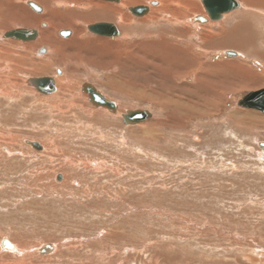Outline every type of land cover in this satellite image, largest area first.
Masks as SVG:
<instances>
[{"label": "rangeland", "instance_id": "obj_1", "mask_svg": "<svg viewBox=\"0 0 264 264\" xmlns=\"http://www.w3.org/2000/svg\"><path fill=\"white\" fill-rule=\"evenodd\" d=\"M67 1L77 0L49 1L51 13L61 16L54 25L63 24L67 17L64 12L72 10L66 7ZM185 1L189 11L183 9L186 14L178 18L180 25L170 26L174 20L166 19L173 7L156 13L153 25L152 20L140 22L148 13L132 15L129 24L116 21L124 31L136 30L116 41L125 51L122 55L119 46L94 43L92 40L99 37L87 31L88 23L76 24L85 34L77 39L79 42H63L66 39H62L65 36L61 31L59 36L54 35L62 42L56 40L55 48H48L50 54L44 63L54 62L40 75L50 77L62 70L71 82L70 98L75 101L70 102L68 96L69 103L62 108L63 116L71 117L65 131L59 127L61 120H51L58 114L55 108L50 115L47 109L42 110L46 114L41 112L40 99L34 94L25 91V105L18 110L0 97V142L7 144L0 143V239L24 247L29 255L24 263L264 264V114L237 106L246 94L264 89V44L258 43L264 37V19L247 16L253 34L258 35V55L249 56L246 50V56L242 52L239 57H228V52L237 53L233 45L208 53L201 50L204 43L195 40L207 31L191 28V38L183 31L176 34L192 12L200 14L202 10L198 0L196 4ZM13 2L14 7L8 6L10 13L6 12L10 20L5 23L0 18V47L4 52L13 51L15 59L23 54L35 63L42 62L34 54L44 46L39 40L20 42L29 46L3 44L4 31L21 27L15 13L25 17L21 0ZM133 2L147 6L149 0ZM129 7L123 10L127 12ZM77 11L83 10L79 7ZM237 11L228 16L239 15L241 9ZM234 22L226 23L227 28ZM216 23L220 25L221 21ZM214 26L210 29L216 32L219 27ZM160 30L165 31L163 39L158 35ZM219 41L215 40V45L219 46ZM132 45L135 50L130 51ZM188 46L194 47L191 55L196 61L189 58ZM171 48L184 53L183 57L175 53L173 65L169 60L172 54L166 53ZM113 49L118 50L115 58ZM226 61L234 62L229 64L231 68L219 65V71L215 67L211 70L216 71L200 74L202 82L195 80L200 67L206 69L208 64ZM30 65L28 61L23 67L29 69ZM187 66L196 71H189ZM253 71L263 79L257 78L255 83L262 84H249ZM88 82L118 105L119 114L139 110L149 112L151 117L126 126L119 114L113 118L94 108L90 111L87 101L80 98V85ZM53 120L60 122L57 128L51 124L56 130L51 137V131L45 128ZM46 137L59 144L56 156L29 148L30 141L41 144ZM90 162L97 165L96 169ZM63 175L69 184L56 180ZM44 243L54 245L55 250L40 258L36 249ZM10 259L0 254V264H12L15 259Z\"/></svg>", "mask_w": 264, "mask_h": 264}, {"label": "bare ground", "instance_id": "obj_2", "mask_svg": "<svg viewBox=\"0 0 264 264\" xmlns=\"http://www.w3.org/2000/svg\"><path fill=\"white\" fill-rule=\"evenodd\" d=\"M13 1L14 0H0V18L2 17L1 21L4 22V20H5V23H6L7 20L8 21L10 20V17L8 15V13L6 15V12L10 11L9 7L11 5L13 6V4H14ZM49 1L50 0H21V3L23 4V7L20 8V9H21V11H23L22 14H24L25 17L22 18L20 16V14H17V13H15V15H14L15 21H16V19L21 20V22H20L21 23L20 24L21 27H17V28L14 27L13 29H7L2 34L1 39L2 40L4 39L3 44H8L9 42L10 43L15 42L14 44H22L23 46H29L30 44H28V43H20V42H32V41L38 42V40H39L42 43H44L43 44L44 46L38 47L36 49L35 53H34L36 56L42 58L41 59L42 62L38 61L36 63H35V61L33 59L28 58L27 57L28 55L27 56H25V55L23 56V54H20L18 56V58L15 59V58H13L14 55H11V53H13V51H11L9 53L8 50L7 51L5 50V52H4V49H3L4 47L3 48L0 47V97L6 99L7 101H9L10 104L12 102L14 104V107L18 110L19 108L21 109V107L23 108V106L25 105V100H24L25 98L23 99L24 92L26 91L27 93L29 92L30 94L31 93L34 94L35 95L34 98L40 99V101L38 103L40 104L39 108L41 109V112L44 111L43 109H45V111L47 109V113L50 115L52 110L55 108L54 111H56L58 114H56L57 117L52 115L51 120L53 118H55V119L57 118V119L61 120V123L59 124V127H61V128L63 127L64 131H65V129H67V126H69V124H68L69 123V118H71V117L69 116V118H66L65 116H63V115H66V114H64L65 112L62 111V108L64 107L65 104H67V102L69 103V100H67L66 98L68 96L70 98V94L73 93V91L71 90L72 89V86L70 84L71 82L69 83V79L67 80V78H66L67 76L65 77V74H64V72L62 70H57V71L55 70L56 72H54V75H51V76L49 75L50 77H48V78H51L54 87H53L52 91H50L49 93H46V94H42V93L38 92L36 90L35 86L31 83L33 81V79H35L36 77H38V78H43L44 77L45 78L46 76H42L41 77L42 73L46 72V71H44V69L48 70L49 66H52V63L54 61L51 62V61L48 60V63L45 64L44 63V58H46L50 54V52H49L50 48L49 47H51V48L54 47L55 48V45L53 46V44H56L57 41L59 40V39H55L54 38L55 37L54 35H56V33H58V36H59V33L61 31V34H63V36H65V38H62V39H66V40H62V41L65 42V43H67V42L68 43H71V42L73 43L74 41H77V39H81V36H83V34H84L83 30L81 29L82 27L80 28L76 24L79 21L82 22V23H85V24L88 23L86 25L87 31L89 33H92V35H94L95 37H99V39L95 38L96 41L92 40L94 43H96V44L98 43V45L100 44L99 46H103V45L106 46L105 44H107V45L111 44L112 47H113V45H115L114 48H116V46H119L118 47V48H120V50H119L120 53L119 54L122 55V53L125 52V51L124 50L122 51V47H120V45H117L118 43H116V41L124 40L127 36L129 37L130 35L136 33V30L125 28V31H124L122 26L118 25V23L116 21L119 20V22H126L127 24H129V23L133 22L132 15L134 17H136V16L137 17L138 16L142 17V16H144V15H146L148 13L147 14L148 16L143 18V20H140V22H142L144 24V22L147 23V21L152 20L153 22H151V25H153V23L155 22V20H153V19L155 18L156 13H158L160 11L161 12H167L168 8L170 9V8L173 7V10L170 9V16H169L170 18L166 17V19H170L171 21L174 20V22L172 21L170 26L171 25L173 26V23H177L178 25H180V23H181V22H179L180 17H182L183 15L186 14L183 11V9L186 10V11H189V6H190V5H188V7L186 6V4H185L186 1L185 0L184 1L183 0H151V1L149 0V2H147V6H143L142 5L143 3L141 4L142 6L139 5L140 3L138 4L139 6H137V4H135L133 2L135 0H82V1L77 0L75 2L74 1L73 2H68L67 1L69 4L67 2H66L67 4L63 2L64 3L63 5L66 4V7H69L72 10H69V12H67V11L64 12L67 17L65 18L66 20H63L64 21V22H62L63 24L54 25V22H59L58 20L61 18V16L59 15L60 17H57V14H52L53 11L51 10V8L49 6L50 5ZM138 1H141V0H138ZM187 1L189 2L188 4H196L195 0H187ZM198 1L201 4L200 8H202V10L199 12L200 14H194V12H192L193 15H191V16L187 15L188 17L190 16L188 19L183 17L185 20L187 19V21L184 22V23H186V25L182 24L184 26L183 29L178 28L177 30H175L177 35L181 31H183L182 33H184L187 37H190L193 34V30L191 28H194L195 32H200L201 30H205V31H207L206 33H208V34H205L204 36L203 35H201V36L199 35V38H195V40L197 39V40L201 41V43H204L203 46L201 47V50H205L206 52L210 53V52H213L217 48H225L228 45L230 47H232L231 45H233L236 48L233 47L232 50H235L237 53L232 52V53H234L233 56H228L227 53H226V55L228 57H234V56L235 57H239V56H241L240 54H243V53L246 56L247 54L245 52H247V51H248V55L249 56L258 55L257 54L258 51L256 50V48L259 47L258 43H260L261 46H262V44H264V37L259 41L258 40V35L253 34V33H255L254 32V27H253L252 23H250L251 20H249V19L247 20V16H249V15H252V17L253 16H258L259 19H264V0H242L241 2H239L237 0H233L235 3H237L238 7L236 9H234V11L223 13L221 15V18L218 19V20H210V18L208 16V12H207L206 8L204 7L202 0H198ZM128 5L132 6V8L129 7V9L126 10L127 12L131 13L130 15L123 10ZM59 6H61V5H59ZM134 6H136V7H134ZM79 7L83 11H77V8H79ZM136 9H138V11L136 12L137 15H134L132 10H136ZM192 9L193 8H191V10ZM239 9H241V11L239 12V15L234 16V17L228 16L231 13L234 14L235 12H238L237 10H239ZM195 10H197V9L195 8ZM257 12H263V14L260 13L261 15L259 16L257 14ZM35 13H40L41 15H39V14L37 15ZM243 14H245L246 16H242ZM54 16L56 18H54ZM165 16H166V14H165ZM4 17H7V18L5 19ZM63 17H62V19H63ZM201 19H204V20L202 21ZM42 20H44L45 22L41 23ZM232 20L235 21L233 23V26L230 27V28H227L226 23L228 24ZM166 21H168V20H166ZM218 21H221L220 25H217L216 22H218ZM115 23H116V25H115ZM78 24H80V23H78ZM139 24H141V23H139ZM166 25H168V24H166ZM211 25H215V26L219 27V28L216 29V27L214 26L215 29L217 30L216 32L215 31L213 32L210 29ZM8 26H10V25H8ZM31 26L32 27L36 26V27H38L39 30L37 28L30 29ZM49 26H50V29L47 30L49 28ZM5 27L6 26H4L3 28H5ZM16 29H23V30H26V31L27 30L28 31H35V33L29 32V33L26 34V36H21L24 39L15 38V37H12V38H6L5 37V34L7 32H10V31H13V30H16ZM164 32H165L164 30H162V31L160 30V32L158 31V35L161 36L162 39L165 38L164 37L165 36ZM169 34L171 35V31H170ZM84 36H85V34H84ZM111 37H115V38L112 39ZM176 38H177V36H176ZM218 39H220V41H219L220 45L219 46H217V44L215 45V43H214L215 40H218ZM105 40H113L115 42H113L114 43L113 44V43L107 42ZM62 41L59 40L58 42H62ZM77 42H79V41H77ZM10 43H9V45H10ZM65 43H63V44L59 43V45L63 47V45H65ZM152 46H153V44H152ZM134 48H135V45H132V47L129 48V49L131 51L132 49L135 50ZM172 48L170 50L168 49L167 50L168 52H166V53L169 54V56H170V53L172 54L170 56V59H169L170 63H172L171 60H174L176 58L175 53L179 54L180 52H178V51H181V50L175 51ZM177 48H175V49H177ZM188 48H187V54L189 55V58L191 57L192 61H194V60L196 61L197 59H195V56L191 55V49H193L194 47L193 46H188ZM227 48L229 49V47H227ZM21 49H23V48H21ZM111 50H112V48H111ZM114 50L115 49H113L114 58H115V57H117L115 54H116V52L118 50L117 51H114ZM249 50H250V52H249ZM184 52H186V51H184ZM166 53H164V54H166ZM181 54H184V53L181 52L180 55ZM181 56L183 57V55H181ZM260 56H262V55H260ZM30 57H31V54H30ZM173 57H175V58H173ZM32 58H35V56L32 57ZM50 59H51V57H50ZM54 59H55V57H54ZM259 59H261V57ZM185 60L187 61V58H185ZM28 61L30 62L31 65H30L29 69H27V68L25 69L23 67V65H25V63L28 62ZM189 61L190 60H188V62H187L188 64L186 63V65H188V66H189ZM63 62H60V63L64 64ZM60 63H59V65H60ZM166 63H168V61ZM178 63L179 62H177L176 64H178ZM204 63H206V62H204ZM230 63L233 64L234 62L226 61V62H223V63H220V64H218V63L208 64V65H206L207 67H205L206 69H201V67H200V69H199L200 73L199 74L195 72L196 70H195L194 67H191V68L188 67V66L187 67H188L189 71H194L195 72V80L198 79V81H201V80H199L200 74L204 75V73L208 74L209 71L210 72L216 71L215 69L214 70H211V69H213L215 67L217 69V66H219V65H224L225 67H230L231 68V65H229ZM262 63L264 64V61ZM49 64H51V65H49ZM173 64H175V63H172V65ZM198 64H199V62H198ZM195 65H197V64L195 63ZM210 65H212V66L210 67ZM238 66H240V65L238 64ZM238 66H237V68H238ZM222 67H219V68H222ZM240 67L238 68V70L239 69L243 70V68H240ZM233 68H236V67H233ZM242 70H240V71H242ZM162 71H163V69H162ZM175 71H176V69H175ZM243 72L246 73V70L244 69ZM247 73H248V71H247ZM162 74H163V72H162ZM38 75H40V76H38ZM197 75H198V77H197ZM250 75L253 76L251 78L252 82H250L251 80L249 79V82H250L249 84H251V86L252 85L258 86L259 84H262L261 81L258 82V83H255L257 78L261 79V76L258 74V71H253V73L251 72ZM250 75H249V78H250ZM27 76H29V77H27ZM47 76H48V74H47ZM171 76L173 77V75H171ZM19 78H21V79H19ZM261 80H263V79H261ZM245 83L246 82H244V85H245ZM249 84H248V86H249ZM86 85H88V86H86ZM200 85H202V84H200ZM90 87L94 88L95 91L93 90V93L95 95L97 94L98 97L99 96L101 97L100 101L97 98L94 97V95L91 92V88ZM213 89L214 88H211V90H213ZM80 92L83 94V95H80V98L85 100V102L87 101V103L89 104L88 106H90V111H93L92 108H94V109L100 111V113L102 112V114H105V115L107 114V115H109V116H111L113 118L114 117L116 118L117 114H119L118 105L115 104L114 102L111 103L110 100H108V98L105 96V94H103L100 90L96 89L95 86H93V84L88 82V83H84V84L80 85ZM67 93H69V94H67ZM38 94H41V95H38ZM43 97L44 98L46 97V99H41ZM100 97H99V99H100ZM41 100H43L42 103L44 102L46 104L47 108H45V107L43 108V104L41 103ZM7 101H5V102H7ZM74 101H75V99H73V97L70 98V102L74 103ZM8 105H9V103H8ZM67 106L72 108V109L74 108L73 107L74 105H71V106L67 105ZM10 108L12 109V107H10ZM83 108L85 109V107H83ZM244 109H246V108H244ZM24 110H25V108H24ZM247 110H252V109H247ZM134 111H139V110L126 111L125 113L119 114V115L121 116V119H123V117L129 116V113H133ZM69 112L71 113V111H69ZM43 113H45V112H43ZM59 120L56 121V122H54V120L52 122L49 121L50 123L48 124V126L47 127L45 126L46 127L45 129L47 131H49V132L51 131L50 132L51 135L49 134L51 137H54V133L56 131L54 129L53 130L51 129V124H52V126H54V125L56 126L60 122ZM146 120L147 119H145L143 121L141 120V121H139L136 124H141V123L145 122ZM128 123L129 124H127V125H131V123H133V122H128ZM136 124H134V125H136ZM52 128H54V127H52ZM56 128H57V126H56ZM69 129H71V128H69ZM46 130H42V132L46 133ZM56 138H58V137L56 136ZM56 138H54V139H56ZM2 140H6L7 141V140H9V138H7V139L3 138ZM43 141L44 142L41 141V144L33 143V142L30 141L28 143L29 148L33 147V148L37 149L38 151L40 150V153H44L45 152L44 154L49 155V157L56 156V155H54V154H56V150L55 149H57L59 144H56L55 140H53L52 138H49V137L44 138ZM0 143H2L3 146L7 145L4 141H1ZM262 149H264V148H262ZM59 155H58V157H59ZM72 162L70 164H72ZM78 163L80 164V162H78ZM87 165H88V163H87ZM89 165H91L92 167L95 168L96 164H93L92 162H90ZM66 178L67 177L64 176V175L63 176H58L57 179L55 177H53L54 181H55V179L57 181L62 179V181H60L61 184L65 181ZM66 183L69 184L68 182H66ZM61 184H58V185L61 186ZM54 186H57V184H55ZM61 188H64V187H61ZM56 189H57V187H56ZM23 248H20V246L15 244V242H13L10 239H7V238H4L2 240L0 239V254L8 255L9 258H11L13 260L15 259L12 262V264H26V263H24V260L27 259V257L29 255H28V252L25 251L26 249H23ZM54 250H55V246L54 245L45 244L44 243L43 245H41L40 247H38L36 249V256L42 258V257L50 255ZM26 255H28V256H26Z\"/></svg>", "mask_w": 264, "mask_h": 264}, {"label": "water", "instance_id": "obj_3", "mask_svg": "<svg viewBox=\"0 0 264 264\" xmlns=\"http://www.w3.org/2000/svg\"><path fill=\"white\" fill-rule=\"evenodd\" d=\"M202 2L208 12V16L210 20H218L221 18V15L223 13L234 11V9L238 7L237 3H235L233 0H202ZM137 11L138 9L132 10L134 14H136ZM201 20L203 21L204 19H201ZM29 32L35 33V31H28V30L26 31L23 29H16V30L7 32L5 34V37L6 38L15 37V38L24 39L21 36H26V34ZM227 55L233 56L234 53L228 52ZM31 83L35 86L36 90L42 94L49 93L50 91L53 90V87H54L51 78H48V77L35 78L33 79ZM90 88H91V92L94 95V97L100 101L101 97L99 96L100 97L99 99L97 94L95 95L93 93L94 88L93 87H90ZM237 106L241 108L257 110L261 112L262 114H264V89H260L258 91H254V92H250L246 94L241 100L238 101ZM150 117L151 115L147 111H134L133 113H129V116L123 117V120H124V123L127 125L129 124L128 122H133L131 124H136L139 121L141 120L143 121ZM261 148H264V144L261 145Z\"/></svg>", "mask_w": 264, "mask_h": 264}, {"label": "flooded vegetation", "instance_id": "obj_4", "mask_svg": "<svg viewBox=\"0 0 264 264\" xmlns=\"http://www.w3.org/2000/svg\"><path fill=\"white\" fill-rule=\"evenodd\" d=\"M107 2V1H106ZM142 11V10H141ZM134 15H137V14H134Z\"/></svg>", "mask_w": 264, "mask_h": 264}]
</instances>
